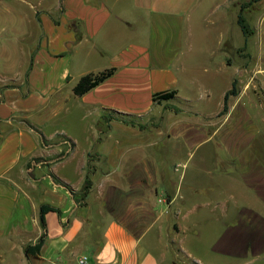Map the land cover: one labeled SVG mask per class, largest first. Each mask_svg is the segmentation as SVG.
I'll return each mask as SVG.
<instances>
[{
  "label": "crops",
  "instance_id": "0c3cea01",
  "mask_svg": "<svg viewBox=\"0 0 264 264\" xmlns=\"http://www.w3.org/2000/svg\"><path fill=\"white\" fill-rule=\"evenodd\" d=\"M23 2L28 6L23 10L9 6L11 11L0 22V264H80L82 254L89 256L88 264H179L159 257L154 248L158 239L155 233L150 235L158 220L168 221L163 217L175 194L169 188L167 196L171 197L159 199L167 203L166 209H159L151 199L159 172L152 166L156 155L144 146L150 142L141 139L153 131L182 129L189 136L212 126L214 132L225 131L223 142L234 158L246 153L239 140L256 134L260 118L264 119V108L254 112L258 103L243 99L247 90L238 85V93L230 95L224 119L211 116L221 113L233 79L247 69L246 62L238 61V47H247L250 37L246 40L242 30L241 39L234 36L243 1ZM211 15L222 26L214 45L217 52L202 49L209 39L205 27ZM110 67L116 69L105 80L81 95L74 92L82 75ZM181 73L193 75L190 84L183 82ZM197 83L208 90L207 96L187 100L183 90ZM212 83L223 86V100L207 112L199 107L211 105ZM167 89H175L174 97L181 96L184 105H199L194 110L178 106V111L169 106L190 115L186 123L170 116L167 130L161 129L162 119L159 125L147 127L116 117L115 111L141 115L152 110L154 94ZM161 112L162 118L165 109ZM199 113L207 115V120L197 119ZM92 114L96 131L93 121L87 122ZM156 116L148 117L149 121L154 122ZM232 117L246 122L247 135L237 130L240 126H226ZM115 164L121 170L117 177L111 170ZM98 172L107 178L102 196L93 197L94 188L100 187L95 182ZM200 177L191 176L186 185L183 201L187 208L179 210L181 230L201 206H190L188 197L205 194L207 189H201L207 186L213 197L225 191L221 182L202 184L206 180ZM78 187L83 197H78ZM43 202L59 208L46 212L45 227L40 223ZM223 208L231 220L214 248L231 256L264 249L262 211L251 204H235L230 209L227 202ZM193 224L196 227L199 222ZM42 233L45 240L40 251L27 254L25 246L35 243Z\"/></svg>",
  "mask_w": 264,
  "mask_h": 264
},
{
  "label": "rangeland",
  "instance_id": "374dc122",
  "mask_svg": "<svg viewBox=\"0 0 264 264\" xmlns=\"http://www.w3.org/2000/svg\"><path fill=\"white\" fill-rule=\"evenodd\" d=\"M37 1L35 0V2ZM46 1L54 2L55 0ZM242 1L247 2L249 0ZM9 6L14 7V9H22L21 7L25 8L28 4H25L23 0H0V22H4V19L7 18L6 15L11 11ZM244 14L253 33L249 36L250 41L247 47L244 48L243 44L238 47L239 51H241L239 52L238 61L246 62L247 69H244L240 73L238 72L237 78L240 90H247L243 99L249 98V100L254 101L253 103H258L253 108L255 112L260 106L262 109L264 108V0L253 1L245 8ZM214 16L217 17V14H214ZM214 16L211 15V21L205 27L209 39L207 43L202 44V49H205L204 51H218L214 45L222 26L216 23L218 19H214L215 22L212 21ZM234 30H237L234 35L237 37V40L241 39L243 34L238 24H235ZM247 53H250L251 57H245ZM181 74L183 82L187 81L186 84H190L188 81L193 75ZM209 75L198 74V76L207 77ZM192 87L193 89L186 88L183 90V92L188 94L187 100H191L195 96H207L208 90L203 86L199 87L197 83L192 84ZM212 88L214 95L210 106H187L182 103L183 99L181 96H176L168 100L165 99L162 102L155 100V106L152 110L141 115H136L135 118L141 121L142 126L147 127L153 123L156 124L158 121L160 122L162 119L161 129L166 128L169 130L167 120L169 121L170 116L178 118L180 123H186L190 119V115L187 113L176 112L169 106H179L186 110H194L199 107V109L206 110L207 112L217 109L223 100L221 97L223 86L212 83ZM234 97L232 95V98ZM185 102L187 101L185 100ZM165 103L168 106L164 108ZM162 109H165V113L161 118ZM226 112L221 111V113L211 116L216 119L220 116L224 119ZM153 114L157 116L154 122L151 123L152 120L149 121L148 117ZM95 117L96 115H89L87 122L89 124L90 121H93L94 130L96 131L98 127L96 126L97 120ZM196 117H199L197 119L205 120L208 118L207 115L202 113H199ZM259 122L260 128L256 134L254 132L248 134V130H246L248 127L245 121L239 122L232 117V121L227 122L226 126H232V129H237L240 126L237 130H240L239 132L241 133L246 131L244 135L248 134V137L245 139L239 140L237 138V141L239 140L241 142L239 143L240 146L246 147L248 150L245 154L235 158L234 155L228 153L225 147L226 144L223 142V133L225 131L217 130L214 132L213 129L215 127L212 126H206L205 129L199 132L194 131L189 136L182 129L178 132L168 133L166 131V133L162 134H155L153 131L142 136V142H150L144 146L146 150L156 155L155 161H152V166L159 172L157 190L152 192L151 199L154 200L159 209H166L167 203L159 199L162 197H171V195L167 196L166 190L169 188L175 194L174 203L165 212L163 217V220L168 221L158 220L149 230L150 235L155 233L158 239L159 245H156L157 247L154 248L159 257H165L167 261L172 260L179 264H264V249L256 253L250 250L240 253L238 251V255L231 256L224 253L223 250L215 249L213 245L214 242L219 243L221 241L224 236L223 231L231 220L225 215L223 208L225 202L229 204L230 209L235 204L240 206L251 204L264 214V119L260 118ZM49 130H53L51 126H49ZM75 130L77 133H80L78 128H75ZM113 130L117 131L118 129L115 127ZM239 135L241 134L239 133ZM239 144L236 142L234 147H238ZM114 166L116 169L111 170L116 173L117 177L121 170L118 171L119 167L116 164ZM71 173L73 174L75 172ZM195 174H200V180H206L202 184L207 183L209 185V183L214 181L221 182L225 191L221 194V197H213L208 193L209 186H207L205 189H201V191H206L207 189V192H203L205 194L199 197H188L190 206L196 203H199L201 206L190 214L184 224V230H181L182 214L179 210L183 212V208L184 210L187 208L183 197H185L186 185L190 177H193ZM112 176L114 177V175ZM100 177H102V174L98 172L95 182L100 187L97 189L96 187L94 188L93 197H97L98 195L102 196L101 193L107 177H102V180ZM113 177L108 175V178ZM81 190L82 188L78 187V197H83L80 194ZM257 193L262 197H259ZM170 222L173 223V226L168 224ZM195 222H199V225L196 227L193 224ZM185 226H187V229ZM150 240L153 241L151 237ZM240 244L239 241V247ZM162 253H164L163 256ZM189 261H195L196 263H190Z\"/></svg>",
  "mask_w": 264,
  "mask_h": 264
},
{
  "label": "trees",
  "instance_id": "16d2710c",
  "mask_svg": "<svg viewBox=\"0 0 264 264\" xmlns=\"http://www.w3.org/2000/svg\"><path fill=\"white\" fill-rule=\"evenodd\" d=\"M253 1H257V0H249L247 2H242L241 6H240V10L238 12V24L241 27V30L245 36V39L247 40L248 37L253 33V30L250 26V24L247 22L245 14H244V10L245 8L251 4ZM115 67H110V68H106L104 70L98 71V72H88L84 75H82L80 77V79L78 80V82L74 85V92L76 94H83L86 91H88L89 89L93 88L94 86H96L97 84H99L100 82H102L103 80H105L107 77H109L110 75H112L115 71ZM239 91L238 88V80L237 78L233 79L232 81V86L230 89H228L225 93L224 96V105H223V109L222 111H227L229 108V97L231 94H237ZM176 90L175 89H167V90H162V91H158L154 94V99L157 101H161V100H165V99H170L172 97L175 96L176 94ZM175 110H180V108H178L177 106L175 107ZM116 113V117L131 123V124H137L139 126H142V124L136 120L135 116L133 114H128V113H124V112H119V111H115ZM106 118H111L112 116L109 115L108 113H104ZM49 210H59L58 207H56L55 205L51 204V203H47V202H43L40 206V223L43 227L46 226V212H48ZM45 233H42V235L37 239V241L35 243H28L25 246V251L27 254L30 253H37L40 251L42 244L45 240L44 238Z\"/></svg>",
  "mask_w": 264,
  "mask_h": 264
},
{
  "label": "built area",
  "instance_id": "2783aa9c",
  "mask_svg": "<svg viewBox=\"0 0 264 264\" xmlns=\"http://www.w3.org/2000/svg\"><path fill=\"white\" fill-rule=\"evenodd\" d=\"M89 256L87 254H82L79 258L80 264H88Z\"/></svg>",
  "mask_w": 264,
  "mask_h": 264
}]
</instances>
